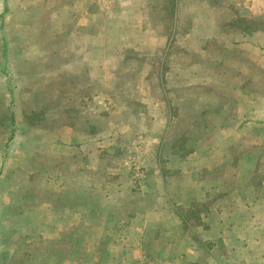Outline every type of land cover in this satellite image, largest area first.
I'll return each mask as SVG.
<instances>
[{"label":"rangeland","instance_id":"obj_1","mask_svg":"<svg viewBox=\"0 0 264 264\" xmlns=\"http://www.w3.org/2000/svg\"><path fill=\"white\" fill-rule=\"evenodd\" d=\"M21 2L15 0L14 4L23 5L28 0ZM146 2L145 8L142 7L145 0L136 2V7L133 0L123 1L132 15H123L117 24L121 26L128 20L138 23L139 30L144 28L149 35V48L134 51L133 57L139 63L134 62L132 67L123 69L124 74L103 83L100 101L102 136L117 132L103 139V161L97 168L103 170V178L117 177L114 180L119 189L115 200L122 205H118L116 212L111 209V216L117 218L115 223L101 226L97 222L86 223L87 233L99 235L101 231L107 236L87 239V254L79 256L77 262L264 264V0H175L172 7L176 16L168 14L169 0H160L155 9L152 0ZM197 23L204 25L208 35L216 36L202 42L199 52L187 45L193 40L188 33ZM165 28L175 30L174 41L161 49L153 37L165 35ZM18 31L21 36L17 39L18 59L27 57L31 61L27 68L14 62L11 53L17 32L7 29L5 41L13 67L11 73L16 65L27 71H46L47 41H43L40 53L41 50L29 45V25ZM40 55L42 61L33 63V58ZM146 60L151 64L147 76V65L142 62ZM204 61L208 64L211 61L213 76L224 74L221 79H214L223 92L218 106L207 100V87L191 83L186 73L191 63ZM164 63L165 73L160 81L158 69ZM10 71L9 77L15 78ZM22 81L15 79V87ZM121 87L126 92L120 98L117 94L111 97ZM234 104L244 108L235 110ZM6 114H0V123L9 122L4 119ZM234 118L242 120L238 135L234 124L225 131L228 138L224 145L213 146L210 140L215 126L223 119L233 123ZM115 123L119 127L115 128ZM3 129L0 127V264H31L33 164L15 152V148L22 152L26 148L20 139L5 142L10 127L5 132ZM180 135L188 143L201 139L203 148L180 159L184 151ZM212 149L218 151L216 159L206 157ZM159 152L166 156L157 162ZM104 170L117 173L105 176ZM251 170H255L254 175ZM61 179L65 182L66 176L61 175ZM184 185L192 189L182 188ZM178 192L180 198L197 202V214L200 219L204 214L201 225L207 226L206 231L201 225L195 230L180 228L182 225L167 204V197ZM37 194L43 197L46 192ZM161 207L158 215L155 211ZM172 209L175 211V207ZM108 213L107 208L101 217ZM197 222L191 219L188 225H198ZM62 248L66 250L63 243L51 245L52 250L61 254Z\"/></svg>","mask_w":264,"mask_h":264},{"label":"crops","instance_id":"obj_2","mask_svg":"<svg viewBox=\"0 0 264 264\" xmlns=\"http://www.w3.org/2000/svg\"><path fill=\"white\" fill-rule=\"evenodd\" d=\"M123 1L28 0L27 5H16L15 0H0V81H3L0 82V114L7 113L4 119L9 121L0 123V127L5 128L4 132L10 127L5 142L15 143L20 139L26 148L23 152L15 148V152L18 156L29 158L33 164L31 264H80L77 258L87 254L86 240L107 236L101 231L99 235L87 233L86 223L97 222L101 226L117 221L116 216H111V209L114 208L116 212L118 205H122L115 200L119 189L114 180L117 172L104 170L105 176L109 174L114 177L103 178V170L97 168L103 161V139L113 137L117 132L114 130L112 134L102 136V86L107 80L116 79L119 73L124 74L125 67L139 63L133 57L134 51L149 48V35L144 28L139 30L138 23L128 20L121 26L117 24L123 15H132ZM138 1L133 0V7ZM146 1L142 7L146 6ZM28 25L30 46L41 50V53L42 43L47 41V61L44 63L48 69L44 72L23 70L29 66L31 59H18L20 42L17 39H21L18 30ZM7 29L17 32L13 36L11 57L15 59L14 62L24 65L21 69L16 65L14 73L10 71L13 67L7 56ZM206 30L200 23L190 30L188 34L193 40L187 45L192 47V51L199 52L197 50H202L201 46L204 45L202 42L216 37L214 34L208 35ZM153 38L161 49L166 48V37ZM196 46L199 47L196 49ZM41 61L42 55L33 58L35 64ZM142 62L147 65V76L151 64L148 60ZM207 62L191 63L186 67V73L191 83L207 87V100L218 106L223 92L215 85L214 79H221L224 74H216L221 78L213 76L211 71L214 67ZM9 71L15 78L9 77ZM5 73H8V77ZM20 78L23 81L15 87L14 80ZM67 78H70L68 82L65 81ZM72 78L74 83L70 81ZM234 91L236 93L237 88ZM123 92L126 90L121 87L110 95L115 97L117 94L120 98ZM233 107L235 110L244 108L236 104ZM206 109L210 107L206 106ZM220 113L225 115L224 111ZM233 120L231 123L223 119L215 126L210 140L213 146L224 145L228 138L225 131L234 124L235 134L238 135L237 128L242 120ZM117 127L119 124L115 125ZM217 153V149H212L206 157L216 159ZM250 173L254 175L255 170ZM61 175L66 176L63 183ZM37 192L46 194L41 197ZM107 208L109 213L101 217ZM162 209L155 212L159 215ZM175 218L181 224L179 218ZM57 243L65 244L66 250L62 248V254L51 249V245ZM38 254L40 257H37Z\"/></svg>","mask_w":264,"mask_h":264},{"label":"trees","instance_id":"obj_3","mask_svg":"<svg viewBox=\"0 0 264 264\" xmlns=\"http://www.w3.org/2000/svg\"><path fill=\"white\" fill-rule=\"evenodd\" d=\"M159 1L160 0H152L151 4H152L154 9H155L154 5L156 3H158ZM174 3H175V0H169L170 11L168 14L170 16H176V9H174V7H175ZM172 6H174V7H172ZM171 7H172V10H171ZM165 30H166L165 35H163V34L162 35L167 38L166 47L168 48V46H171L173 41H174L175 30L169 31L168 28H165ZM162 67H166L165 63L162 64L161 66H159V69H158V75H159L158 79L160 81H163V74L165 73V70H163ZM179 137H180L181 147L184 150L180 155V159H183L186 155H191L193 153H196L198 148L202 146V140L201 139H198L197 141H195L193 143H188L186 137H184L183 135H180ZM173 143L177 144L176 142H173ZM201 148H203V147H201ZM161 153L162 152H159L157 155V162L161 161L166 156V155L162 156ZM188 187L189 188H187L184 185L182 188L192 189L191 188L192 186H188ZM179 194H180V192H178L174 196L167 197L168 209H170V211H172V213L179 218L181 225L184 229L191 228L192 230H195L194 228L199 227V225H201V223L203 221V217H204L203 215L204 214L202 215V218L200 219V216L197 214V202H195L193 199H188V197L180 198L181 196ZM179 200H180V202L178 203ZM172 206L175 207V211L172 209ZM186 214H189V217L185 216ZM191 219L193 221H199V222H197L198 225H195V223H193L194 225L193 224L188 225V221ZM188 226H190V227H188ZM201 227H202L203 231L207 230V226L201 225Z\"/></svg>","mask_w":264,"mask_h":264}]
</instances>
